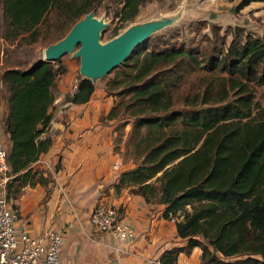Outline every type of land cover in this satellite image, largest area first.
<instances>
[{"label": "trees", "instance_id": "16d2710c", "mask_svg": "<svg viewBox=\"0 0 264 264\" xmlns=\"http://www.w3.org/2000/svg\"><path fill=\"white\" fill-rule=\"evenodd\" d=\"M1 1L3 35L29 33L34 40L36 26L51 8L58 10L55 39H60L102 0ZM149 1L118 0L114 16L121 22L130 20ZM256 1L264 3L240 0L236 8ZM218 29L211 26L224 44ZM231 29L220 52L203 51L199 59L192 49L170 47L160 39L157 48L140 51L125 63L121 78L105 83L107 94L127 96L105 117L117 116L123 107L129 110L122 125L131 121L125 145L128 142L134 166L120 172L115 189L130 187L146 201L163 203L165 217L169 212L180 216L176 230L185 244L163 251L159 264H178V253H188L194 246L201 249L199 264H264V106L256 105L253 86L264 88V36L242 27ZM182 62L217 78L184 94L185 107L179 109L173 108L171 74H177ZM66 70L58 60L36 58L0 75L6 102L3 129L8 137L2 138L12 174L6 184L9 202L27 185L52 181L32 164L51 145L45 132L52 117L53 91L57 77ZM94 88L90 78L79 76L69 100L86 102Z\"/></svg>", "mask_w": 264, "mask_h": 264}, {"label": "crops", "instance_id": "0c3cea01", "mask_svg": "<svg viewBox=\"0 0 264 264\" xmlns=\"http://www.w3.org/2000/svg\"><path fill=\"white\" fill-rule=\"evenodd\" d=\"M63 64L67 70L56 80L52 117L45 132L52 142L32 164L52 181L47 185H27L18 198L11 199L10 203L18 208L16 228L26 224L32 236H40L46 229L63 230V264H159L163 251L185 244L177 234L176 221L163 215V203L146 201L127 186L115 189L119 172L134 163L122 162L124 141L118 143V149L113 148L118 145L113 143V120L105 117L113 105V96L95 83L86 102H71L77 69L70 58H65ZM2 106L0 100V137L7 141L3 129L6 104ZM101 200L120 208L123 221L134 230L132 238L121 240L111 232L94 228L89 215ZM200 260L198 246L188 253L180 251L177 256L178 264H199Z\"/></svg>", "mask_w": 264, "mask_h": 264}, {"label": "rangeland", "instance_id": "374dc122", "mask_svg": "<svg viewBox=\"0 0 264 264\" xmlns=\"http://www.w3.org/2000/svg\"><path fill=\"white\" fill-rule=\"evenodd\" d=\"M240 0H150L140 6L137 14L127 21H119L114 16V10L119 6L118 0H102L94 9L90 10L93 15L102 21L103 27L100 30L99 40L104 42L118 34H122L131 26H143L149 23L155 24V27L149 34V40L143 41L136 45V53L134 50L129 53V57L119 62L103 75L92 78V81L105 88V83L113 78H121L125 69L124 64L131 61L140 51L144 53L147 50L157 48L155 44L160 39H164L170 47L190 48L199 59L202 52L218 53L225 47L230 40L231 28L242 27L244 32L248 31L257 36H264V3H251L240 9L236 8ZM58 10L51 8L46 17L40 22L35 30L38 33L34 40H31L29 33H23L15 37H5L3 30L5 28V17L3 14L2 1L0 0V75L7 68H23L36 58H44V49L51 43L56 42V34H58L57 24L59 20L56 18ZM82 15L79 19H81ZM77 20V21H78ZM219 27V34H223V39L217 37L211 26ZM116 30V31H114ZM61 34V33H60ZM161 47V45H160ZM140 52V53H141ZM65 58H70L74 67L77 69V76H83L79 72V57L74 55L73 51H67L54 59L63 63ZM66 72V71H65ZM64 72V73H65ZM177 74H179L177 76ZM177 74L172 72L174 104L173 108H184L182 101L184 94L193 93L201 90L205 85V81L213 80L217 77L215 74H209L206 71L196 67L190 68V64L182 62L177 65ZM59 77V76H58ZM57 77V78H58ZM254 100L256 105L264 106V88L260 84H253ZM57 88L53 94H56ZM105 91L107 92L106 88ZM0 100L5 106V89L0 87ZM114 102L118 105L121 98L124 100L127 96L115 95L111 91ZM117 92V91H115ZM55 97V95H54ZM2 106V107H3ZM187 108V107H186ZM123 109V110H122ZM129 109L119 107V114L112 119L111 124L115 130L113 143H117V139L124 141L122 147V162H133L134 156L129 152V146L125 145L128 140V134L131 121L125 126L122 125L126 119V112ZM132 118H130L131 120ZM105 123H108L103 119ZM118 144V143H117ZM115 150L119 148L114 145ZM113 149V150H114ZM134 163V162H133ZM132 168V167H131ZM122 171V170H121ZM120 171V172H121ZM119 172V174H120Z\"/></svg>", "mask_w": 264, "mask_h": 264}, {"label": "built area", "instance_id": "2783aa9c", "mask_svg": "<svg viewBox=\"0 0 264 264\" xmlns=\"http://www.w3.org/2000/svg\"><path fill=\"white\" fill-rule=\"evenodd\" d=\"M6 157V142L0 137V264H63L60 261L63 230L46 229L40 236H32L26 224L16 228L18 211L6 198V184L12 177ZM114 168H118V164H114ZM168 217L174 221L180 218L172 212ZM89 219L97 231L111 232L121 240L134 236L133 228L123 221L120 208L112 203L98 201Z\"/></svg>", "mask_w": 264, "mask_h": 264}, {"label": "water", "instance_id": "95a60500", "mask_svg": "<svg viewBox=\"0 0 264 264\" xmlns=\"http://www.w3.org/2000/svg\"><path fill=\"white\" fill-rule=\"evenodd\" d=\"M102 27V21L91 11L87 12L62 38L44 49L42 59L54 60L74 50V55L79 57V72L92 80L124 60L136 45L149 36L155 24H146L144 28L131 26L104 42L99 40Z\"/></svg>", "mask_w": 264, "mask_h": 264}, {"label": "bare ground", "instance_id": "6f19581e", "mask_svg": "<svg viewBox=\"0 0 264 264\" xmlns=\"http://www.w3.org/2000/svg\"><path fill=\"white\" fill-rule=\"evenodd\" d=\"M144 26V25H143ZM143 26H139V27H142V28H144Z\"/></svg>", "mask_w": 264, "mask_h": 264}]
</instances>
